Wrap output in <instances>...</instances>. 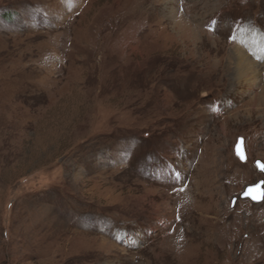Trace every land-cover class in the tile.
<instances>
[{
    "label": "rangeland",
    "instance_id": "1",
    "mask_svg": "<svg viewBox=\"0 0 264 264\" xmlns=\"http://www.w3.org/2000/svg\"><path fill=\"white\" fill-rule=\"evenodd\" d=\"M262 108L264 0H0V264H264Z\"/></svg>",
    "mask_w": 264,
    "mask_h": 264
},
{
    "label": "water",
    "instance_id": "2",
    "mask_svg": "<svg viewBox=\"0 0 264 264\" xmlns=\"http://www.w3.org/2000/svg\"><path fill=\"white\" fill-rule=\"evenodd\" d=\"M241 142H242V140L239 139L238 142H237V144H236V146H235V154H236V156H237L239 159H240V157L237 155V148H238V146H240V147L242 148L243 152L245 153L244 148H243V142H242V144H241ZM240 160H241V159H240ZM245 160H246V159H245ZM245 160H241V161L244 162ZM256 165H257V163H256ZM257 169H258L259 171H262L261 168L258 167V166H257ZM261 186H262V183H261V182H258V183L254 184V185H251V186L246 187V188L244 189L243 193H241V195L239 196V198H240L241 200H249V201H251L252 203H260V202L263 200V198H264V193H263V190L261 189ZM249 188H251V189H255V190H256V191L253 193V195H255V196L257 197L256 199H253L252 196H245V192H246ZM235 201H236V198H233V199H232V204H233Z\"/></svg>",
    "mask_w": 264,
    "mask_h": 264
},
{
    "label": "snow or ice",
    "instance_id": "3",
    "mask_svg": "<svg viewBox=\"0 0 264 264\" xmlns=\"http://www.w3.org/2000/svg\"><path fill=\"white\" fill-rule=\"evenodd\" d=\"M242 144V142H241ZM237 155L240 157L241 160H245L246 159V155L243 152L242 148L240 146H238L237 148ZM257 166L261 168V170H264V164H261L259 161L257 162ZM255 189H251L249 188L246 192H245V196H252L253 199H256L257 197L255 195H253V193L255 192Z\"/></svg>",
    "mask_w": 264,
    "mask_h": 264
},
{
    "label": "bare ground",
    "instance_id": "4",
    "mask_svg": "<svg viewBox=\"0 0 264 264\" xmlns=\"http://www.w3.org/2000/svg\"><path fill=\"white\" fill-rule=\"evenodd\" d=\"M243 66V65H242ZM242 69V68H241ZM263 109V108H262ZM264 110V109H263Z\"/></svg>",
    "mask_w": 264,
    "mask_h": 264
}]
</instances>
